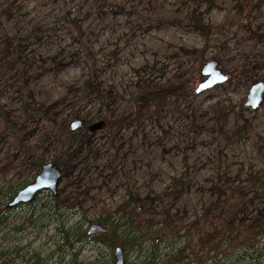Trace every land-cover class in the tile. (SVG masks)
I'll list each match as a JSON object with an SVG mask.
<instances>
[{"label": "rangeland", "instance_id": "374dc122", "mask_svg": "<svg viewBox=\"0 0 264 264\" xmlns=\"http://www.w3.org/2000/svg\"><path fill=\"white\" fill-rule=\"evenodd\" d=\"M245 13L264 35V0H248ZM195 16L212 28L209 37ZM0 24V54L5 38L15 49V61L0 67L2 191L30 184L61 158L66 230L85 233L95 217H118L126 207L144 230L167 222L157 253L183 249L185 264H204L195 259L198 229L237 194L230 219L206 245L242 233L236 255H262L264 237L254 235L264 230V98L247 107L255 83L245 79L196 94L197 72L208 61L226 74L264 63L236 0H0ZM256 79L264 83V69ZM146 87L178 89L170 111L150 109L142 122L112 125ZM76 119L85 129L72 133ZM100 121L104 130L86 132ZM48 201L44 194L0 224V264H114L119 245L97 235L60 248L56 224L41 210ZM210 248L200 257L206 264ZM139 255L125 252L126 264H140Z\"/></svg>", "mask_w": 264, "mask_h": 264}, {"label": "trees", "instance_id": "16d2710c", "mask_svg": "<svg viewBox=\"0 0 264 264\" xmlns=\"http://www.w3.org/2000/svg\"><path fill=\"white\" fill-rule=\"evenodd\" d=\"M237 4L240 8V21L242 28L248 33L249 38L254 43L260 45L264 49V37L256 32L253 31L251 28V22L247 23V15H246V9L248 6V0H236ZM194 20L198 27H200L205 35L209 37L213 32L211 27L205 26L203 24V21L200 17H194ZM0 30H1V24H0ZM15 61V49L13 47L12 42L5 38L4 40V47H3V53L0 54V67L4 65H10ZM91 70H93V67H90ZM264 69V63L258 66H253L250 68L241 67L234 71L233 73H229L230 80L233 79H245L252 83H256V75L258 72ZM197 76L201 78L200 71L198 70ZM90 85L87 84V87ZM188 86V82L181 85V89H184V87ZM178 89H174L171 87L166 88H159L154 89L151 87L143 88L139 93L136 99L131 104V113L120 119V121L112 123V125H123V124H132L134 122H142L144 121L148 115L149 110L152 109V113H161L164 111H170L171 108V100L173 99L174 95ZM86 99V96L81 99L82 102ZM77 118V117H76ZM108 125V123L106 124ZM85 127V124H84ZM70 134V133H69ZM86 135V134H85ZM65 152H63L61 155L63 156ZM61 156V157H62ZM54 163L61 169L63 177L66 172L65 168V162L63 163L61 161V158H58L54 160ZM62 177V178H63ZM26 186V184H19V185H13L9 186L6 189L2 191L0 189V224L4 222L6 219L4 213H10L12 211H9L7 209V205L13 200V198L16 196V194L23 189ZM46 194V196L49 198L50 201L48 203H45L43 205V208L41 209L43 213L47 214V216L50 215L48 218V221H50V224H53L56 226V230L58 231V234L61 235L60 242L62 243L59 247H66L72 244L73 238L77 237L78 239L75 242L84 241V242H91L90 240L93 237H88L87 232H83L81 234L76 233V230L78 227H73L70 229H65V225L62 224L60 219V213L59 209L60 206L58 205L59 200V194L56 198H54L50 193L43 192L40 194L34 201L33 204H36L39 202V198ZM237 194L232 195L231 201L227 203V206L221 209L214 217H210L206 223L202 224V227L198 229V233L196 236V242L195 245L198 246V251L196 252V260H199L200 263L206 264V260L200 259V257H203L204 252L206 249L205 247L210 248L208 250V255L206 258L208 259V262L214 263V264H226L224 261L230 260L234 257L231 264L235 263H242L244 260H247L249 262L256 261V260H262L263 263L258 264H264V251L261 256H255L253 253L248 254V251L245 250V253H241L240 255H236V252L243 244L246 243V237H243V234L240 235H231L230 237H226L222 239L221 241H218L217 243H212L210 246L206 245L208 243V239L215 235V233L222 227H225L227 221L230 219L229 214H231L232 209L234 206L238 204L237 200ZM134 211H128L126 207H124L123 211L121 212L120 216L116 217L114 215H100L95 217L92 221L94 223H99L102 226L106 227L108 229L107 234H98L97 237L101 239L102 242L107 243V245L111 244L110 247H113L114 245L121 246L125 252H131V251H137L140 253L138 257V261H140V264H185V261L188 259L187 255H185V250L178 249V250H169L165 253H157L158 252V246L163 241V236L161 235L162 232L167 230L168 226L167 222L165 223V229L162 230H144L142 227L138 226V224L134 221L133 218ZM7 217V216H6ZM89 220L88 222H92ZM164 230V231H163ZM73 231V233H72ZM264 237V230L256 233L254 235V238L256 237ZM192 240V239H191ZM110 242V243H108ZM147 245H150L153 247V249H157V251H150L147 247ZM72 246V245H71ZM223 249V250H222ZM227 251H230L231 253L227 254ZM4 256V255H3ZM2 257V256H1ZM224 257L223 260H221ZM204 258V257H203ZM113 262L114 260L111 259ZM231 261V260H230ZM34 264H39L38 259L36 258V262Z\"/></svg>", "mask_w": 264, "mask_h": 264}, {"label": "water", "instance_id": "95a60500", "mask_svg": "<svg viewBox=\"0 0 264 264\" xmlns=\"http://www.w3.org/2000/svg\"><path fill=\"white\" fill-rule=\"evenodd\" d=\"M200 74L203 80L199 83L196 89L197 95H201L230 81V76L221 70L219 63L216 60L206 62L202 66ZM263 98L264 83L258 82L251 87L246 106L252 109H257L262 104ZM105 126L106 123L100 121L90 125L86 131L95 134L104 130ZM83 127L84 123L79 119L70 123V130L72 133L82 130ZM61 179L62 171L55 163L48 162L44 164L33 182L21 189L8 204L7 208L12 210L21 206H28L43 192H49L53 197H57ZM97 233L107 234L108 229L101 224H92L89 227L87 234L91 236ZM114 264H126L125 252L121 246L114 248Z\"/></svg>", "mask_w": 264, "mask_h": 264}, {"label": "flooded vegetation", "instance_id": "af4514ba", "mask_svg": "<svg viewBox=\"0 0 264 264\" xmlns=\"http://www.w3.org/2000/svg\"><path fill=\"white\" fill-rule=\"evenodd\" d=\"M247 34H248V33H247ZM261 35H262V34H261ZM262 36L264 37V35H262ZM34 201H35V200H34ZM33 203H34V202H33ZM33 203H32V204H33ZM32 204H30V205H32ZM30 205H28V206H30ZM7 206H8V205H7ZM28 206H21V207H18V208H16V209H12V210H9L8 208H7V209H8L9 211H15V210H18V209H21V208H25V207H28ZM11 213H12V212H10V213H8V214H7V213H4V215H2V216H5V218L8 219ZM6 216H7V217H6ZM6 219H5V220H6ZM5 220H4V221H5ZM97 224H98V223H97ZM97 235H98V234H97ZM87 236H88V237H93L94 235L89 236V235L87 234ZM91 241H92V240H91Z\"/></svg>", "mask_w": 264, "mask_h": 264}]
</instances>
